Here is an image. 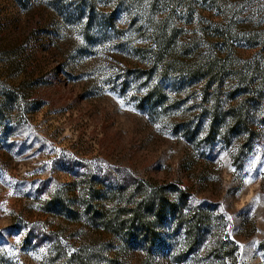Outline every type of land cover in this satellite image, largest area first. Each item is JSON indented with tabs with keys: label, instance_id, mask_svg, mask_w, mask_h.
<instances>
[{
	"label": "rangeland",
	"instance_id": "374dc122",
	"mask_svg": "<svg viewBox=\"0 0 264 264\" xmlns=\"http://www.w3.org/2000/svg\"><path fill=\"white\" fill-rule=\"evenodd\" d=\"M0 264H264V0H0Z\"/></svg>",
	"mask_w": 264,
	"mask_h": 264
},
{
	"label": "trees",
	"instance_id": "16d2710c",
	"mask_svg": "<svg viewBox=\"0 0 264 264\" xmlns=\"http://www.w3.org/2000/svg\"><path fill=\"white\" fill-rule=\"evenodd\" d=\"M137 210H134V215H133V224L132 225H136L135 227L136 228H134L136 231L138 230L139 232L141 231V233H143V232H145V230L147 229V226H148V224L145 222V219H143L142 217H137ZM157 218H159L160 217V215L159 214H157V216H156Z\"/></svg>",
	"mask_w": 264,
	"mask_h": 264
}]
</instances>
